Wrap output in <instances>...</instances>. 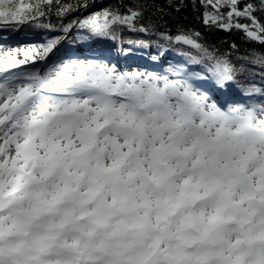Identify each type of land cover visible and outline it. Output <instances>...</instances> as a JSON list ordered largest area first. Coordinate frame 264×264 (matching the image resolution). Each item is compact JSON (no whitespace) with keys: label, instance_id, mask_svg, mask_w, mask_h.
<instances>
[{"label":"snow or ice","instance_id":"obj_1","mask_svg":"<svg viewBox=\"0 0 264 264\" xmlns=\"http://www.w3.org/2000/svg\"><path fill=\"white\" fill-rule=\"evenodd\" d=\"M191 4L264 46V0ZM80 7L0 0V25L55 30ZM167 19L145 0L61 24L92 43L47 71L27 66L66 35L0 46V264H264V53L234 61ZM125 28L152 68L119 67Z\"/></svg>","mask_w":264,"mask_h":264},{"label":"trees","instance_id":"obj_2","mask_svg":"<svg viewBox=\"0 0 264 264\" xmlns=\"http://www.w3.org/2000/svg\"><path fill=\"white\" fill-rule=\"evenodd\" d=\"M61 2L64 4L77 5L86 3L88 8L85 10L80 7L77 11L69 13L63 20L58 19L53 10L52 15L42 21V23H51L55 25V30L38 28L34 24H24L16 28L0 25V42L7 41L18 43L21 41H41L43 44H46L50 39L65 37L66 34L60 30L61 24L67 25L68 23H75L77 20L98 15L107 10L120 9L126 12L128 8L145 2V0H61ZM147 2L164 7L165 11L168 13L167 25L173 34L179 29L188 32H200L202 42L213 48L219 49L222 53L230 54L234 61H238L240 58L252 53H264V46L260 45L258 42L254 43L248 41L242 31L236 29L225 31L214 26H205L202 19L204 9L201 8L199 11L194 9L191 0H175L172 9L167 7L169 3H172V0H147ZM185 2L188 5L187 7H183L179 11L174 10L177 5ZM154 11L155 9H153V12ZM85 35V31L82 29H76L71 34H67L66 38L62 39L61 45L54 50L53 57H57L61 52L71 50L72 48H85L86 44L92 43V41L85 39ZM121 35L125 41L123 51L121 50L119 39L106 42V46L111 48L112 53L117 54L120 50L119 53L121 54L133 55L140 59H152V56L157 55L155 45H153L152 48H141L126 43L128 40L146 39L143 34L132 33L125 28L122 30ZM177 55L178 54L175 52L169 54L165 62L168 63V61H171L172 58ZM240 79L241 82H243L244 77ZM231 88L239 90V86L236 84H233Z\"/></svg>","mask_w":264,"mask_h":264},{"label":"rangeland","instance_id":"obj_3","mask_svg":"<svg viewBox=\"0 0 264 264\" xmlns=\"http://www.w3.org/2000/svg\"><path fill=\"white\" fill-rule=\"evenodd\" d=\"M39 46H42L41 43H28V44H22L21 46H16L17 48H20L21 49V56L19 58H23L22 56V52L24 50V48H37ZM8 47V46H7ZM10 47V46H9ZM12 47V46H11ZM10 47V48H11ZM76 49V48H75ZM84 48H82L83 50ZM85 51V50H84ZM86 52V51H85ZM51 59V55L50 57L47 59V60H50ZM45 61H40L39 58L37 57V63L35 65V68L32 67L31 63L27 66L30 70H43V71H47L48 69L43 68L45 65H43L42 67V64L44 63ZM62 62H63V59H62ZM115 62V61H114ZM61 63V62H60ZM54 66V65H51V67ZM154 66V64H151L147 67H143L142 65H136V66H133L132 68H128V67H122V69L124 70H127V71H135L137 69L141 70V71H144L145 69H150ZM167 65H165L166 67ZM120 67V66H119ZM50 68V67H49ZM238 94V93H237Z\"/></svg>","mask_w":264,"mask_h":264}]
</instances>
